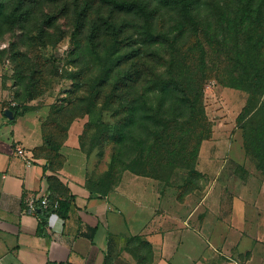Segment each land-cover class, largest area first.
Segmentation results:
<instances>
[{
  "label": "trees",
  "instance_id": "trees-1",
  "mask_svg": "<svg viewBox=\"0 0 264 264\" xmlns=\"http://www.w3.org/2000/svg\"><path fill=\"white\" fill-rule=\"evenodd\" d=\"M40 3L60 6L55 14L42 12L40 39L46 26L70 14L75 40L84 38L99 49L104 35L106 61L94 90L98 94L107 88L104 105L120 116L113 135L111 122L96 125L119 143H136L146 155L145 166L153 160L162 169L199 174L200 149L212 134L206 84L215 74L223 85L249 93L238 124L246 151L264 169V0H214L201 13L196 0H0V35L25 30ZM95 6L100 11L96 17ZM8 108L14 123L22 107ZM72 200L67 195L57 209L65 219ZM50 212L37 207L43 228Z\"/></svg>",
  "mask_w": 264,
  "mask_h": 264
},
{
  "label": "crops",
  "instance_id": "crops-1",
  "mask_svg": "<svg viewBox=\"0 0 264 264\" xmlns=\"http://www.w3.org/2000/svg\"><path fill=\"white\" fill-rule=\"evenodd\" d=\"M1 72L0 264H264V186L216 173L213 180L232 179L224 197L209 188L203 199L196 191L173 202L156 179L130 173L110 193L93 192L83 172L54 171L33 156L24 122L5 114ZM51 194L73 195L72 208L66 219L51 211L43 228L26 206Z\"/></svg>",
  "mask_w": 264,
  "mask_h": 264
},
{
  "label": "rangeland",
  "instance_id": "rangeland-1",
  "mask_svg": "<svg viewBox=\"0 0 264 264\" xmlns=\"http://www.w3.org/2000/svg\"><path fill=\"white\" fill-rule=\"evenodd\" d=\"M196 1L200 13L209 11L214 2ZM217 1L227 3V0ZM59 9L60 6L40 3L36 18L25 30L17 28L0 35L1 77L9 85L8 102L22 107L19 117L31 135L29 149L34 157L46 161L54 171L67 167L83 172L86 183H91L96 193L103 194L113 191L130 173L152 175L173 202H182L196 191L203 199L209 188L217 197H224L222 190L231 187L232 179L213 180L216 173L244 178L236 181L248 184L246 187L264 186V169L256 157L246 151L243 131L238 124L249 93L223 85L215 74L206 84L205 105L212 134L200 149L196 166L199 174L191 175L180 167L162 169L161 164L155 165L153 160L145 166L146 155H141L136 143H119L103 133L102 126L96 124L111 122L109 133L113 135V123L120 116L113 115L104 105L107 88L98 94L94 90L106 61L104 35L99 49L84 38L75 40L73 14H70L60 18L54 26H46V36L40 39L38 27L44 19L42 12L55 14ZM92 13L96 17L100 11L95 6ZM169 16L165 22L168 26ZM231 200L227 201L228 206Z\"/></svg>",
  "mask_w": 264,
  "mask_h": 264
},
{
  "label": "built area",
  "instance_id": "built-area-1",
  "mask_svg": "<svg viewBox=\"0 0 264 264\" xmlns=\"http://www.w3.org/2000/svg\"><path fill=\"white\" fill-rule=\"evenodd\" d=\"M12 105H16V103L12 102ZM17 153L25 160H29V157L23 148H18ZM60 201H61L60 198L51 199L49 195H46L40 198L39 200L32 199L27 202L26 211L29 213L36 214L37 207H42L48 211H56L60 207ZM233 264H244V263H242L240 260L235 259L233 261Z\"/></svg>",
  "mask_w": 264,
  "mask_h": 264
},
{
  "label": "water",
  "instance_id": "water-1",
  "mask_svg": "<svg viewBox=\"0 0 264 264\" xmlns=\"http://www.w3.org/2000/svg\"><path fill=\"white\" fill-rule=\"evenodd\" d=\"M5 114L9 119H14V117H15L14 111L12 109H9V108L6 109Z\"/></svg>",
  "mask_w": 264,
  "mask_h": 264
}]
</instances>
